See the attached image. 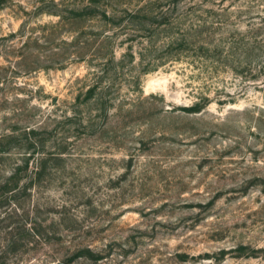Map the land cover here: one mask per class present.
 <instances>
[{"label":"rangeland","instance_id":"rangeland-1","mask_svg":"<svg viewBox=\"0 0 264 264\" xmlns=\"http://www.w3.org/2000/svg\"><path fill=\"white\" fill-rule=\"evenodd\" d=\"M30 128L0 264H264V0H0V136Z\"/></svg>","mask_w":264,"mask_h":264},{"label":"trees","instance_id":"trees-1","mask_svg":"<svg viewBox=\"0 0 264 264\" xmlns=\"http://www.w3.org/2000/svg\"><path fill=\"white\" fill-rule=\"evenodd\" d=\"M52 13V12H50ZM81 14V13H79ZM107 15L106 12L104 14ZM153 19H157L158 15L151 13ZM166 21V18L165 20ZM95 89L90 88L87 96L95 97ZM80 98V96H79ZM99 98V96H98ZM96 98V100H98ZM71 116L70 118H72ZM40 132L36 129L30 128L28 131L24 130L23 134H10L7 137L5 135L0 136V208H4V212L0 215V220H7L9 209L16 211L18 208V201L21 194H26L28 189H31L41 179L45 177V173L48 167L49 159L47 157H41L37 161L36 169L31 173L29 172V165L31 158L34 157L35 151L39 144L44 145L43 140H39ZM19 147L24 150L20 158H13V156L6 157L10 153V148ZM45 155V154H44ZM26 156V157H25ZM5 162L11 164V168L4 167ZM4 252V251H3ZM86 250L80 249L78 255H85ZM3 254L0 255V260ZM55 264H62L60 262Z\"/></svg>","mask_w":264,"mask_h":264}]
</instances>
